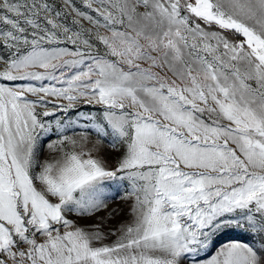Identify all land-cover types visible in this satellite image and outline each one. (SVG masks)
Masks as SVG:
<instances>
[{"label":"snow or ice","instance_id":"snow-or-ice-1","mask_svg":"<svg viewBox=\"0 0 264 264\" xmlns=\"http://www.w3.org/2000/svg\"><path fill=\"white\" fill-rule=\"evenodd\" d=\"M81 2L0 0V264H264V0Z\"/></svg>","mask_w":264,"mask_h":264},{"label":"rangeland","instance_id":"rangeland-1","mask_svg":"<svg viewBox=\"0 0 264 264\" xmlns=\"http://www.w3.org/2000/svg\"><path fill=\"white\" fill-rule=\"evenodd\" d=\"M50 2H53V0H50ZM54 2L57 5H60L61 0H54ZM75 3L78 7H81L83 9L84 6H83L81 0H75ZM68 22L70 24V19ZM86 23L87 22H85V24ZM3 51L4 50L2 48H0V53H3ZM99 108H100V106H98V105L97 106L79 105L76 110L70 111L68 113V116H74L76 111L83 112V113H89V112L95 113ZM47 119H52V118L49 117ZM75 131H80V129H75ZM69 134L71 135L72 131H70ZM55 138H56L55 136L52 137V139H55ZM89 139H90V141H95L98 139V137L94 133L89 132ZM104 149L105 150L102 153V155L105 157V159L108 161L109 164H113L115 162L116 158L118 157L119 153L109 149L106 142L104 143ZM47 156H48L47 149L43 148L42 149V158H46ZM108 191H109L110 195H115V192L113 189H109ZM112 210H118L119 215L113 217L112 221L110 222L111 224H117V223L121 222L122 220L126 219L128 216L127 205L123 200H120V199L109 200V206H108L107 211H112ZM106 214H107V212L100 213V215H106ZM69 218L70 219H76V217L74 215L70 216ZM78 222L81 224H85V223H89L90 221L79 220ZM245 238H246L245 233L242 230L237 229V230L226 231L219 236L217 243L215 245V248H213L206 255L202 254L201 258L205 259V258H207V256L214 254L215 250L225 243H228V242L233 241V240H243Z\"/></svg>","mask_w":264,"mask_h":264}]
</instances>
